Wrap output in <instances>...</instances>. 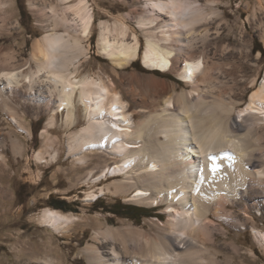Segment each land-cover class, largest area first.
I'll use <instances>...</instances> for the list:
<instances>
[{"label":"bare ground","instance_id":"obj_1","mask_svg":"<svg viewBox=\"0 0 264 264\" xmlns=\"http://www.w3.org/2000/svg\"><path fill=\"white\" fill-rule=\"evenodd\" d=\"M52 2L53 28L35 37L29 58L17 63L14 51L0 46V112L17 124L19 86L27 94L36 78L49 82L47 96H55L56 105L46 124L53 125L59 111L65 127L85 120L67 134L68 154L76 161L91 164L96 158L85 177L97 178L112 167V174L121 175L101 191L128 195L136 189L129 200L164 204L139 225L125 219L98 225L81 248L88 264H231L240 247L226 242L223 262L216 241L227 235L226 227L250 222L264 247V229L251 215L259 197L264 205V77L244 100L255 82L241 80L248 56L224 51L218 30L210 32L217 38L208 35L217 0H144L143 7H132L129 15L145 35L144 72L128 69L141 48L132 20L119 14L102 21L97 48L110 60L114 76L79 70L93 25L88 1ZM9 5L10 0H0L2 21ZM131 105L138 109L130 110ZM47 130L41 131L45 145ZM7 134L11 151L21 156L27 148ZM36 157L44 158L42 149ZM95 195L92 191L87 199ZM76 219L49 208L40 216L44 226L63 234ZM41 261L54 264L51 258Z\"/></svg>","mask_w":264,"mask_h":264},{"label":"rangeland","instance_id":"obj_2","mask_svg":"<svg viewBox=\"0 0 264 264\" xmlns=\"http://www.w3.org/2000/svg\"><path fill=\"white\" fill-rule=\"evenodd\" d=\"M87 1L93 10L94 17L88 40L89 50L81 58L80 72L94 74L105 71L107 75L114 76L110 60L97 48V39L100 23L112 22L114 16L119 14L129 17L140 34L141 48L138 49V56L128 69L135 68L139 72H144L141 66L144 68L142 56L145 35L135 18L131 16L132 14L129 15L132 7H143L144 0ZM50 4L53 5L54 2L52 0H10V5L7 6L9 17L5 21H2L0 17V46L3 47V51L13 50L17 63H22L29 58L31 44L35 37L53 28L54 14L50 10ZM211 19L213 23L207 25L210 28L208 35L217 38L218 33L210 34V32L218 30L220 35L218 37L221 39V47L225 48L224 51L230 49L229 52L232 51L235 55L248 56L241 80L246 84H250L252 79L255 82L254 86L245 92L244 100H246L264 77V55H261L258 50H253L255 40L264 48V0H217L215 13L209 16V20ZM205 31H202V34ZM167 74L175 78L178 83H184L172 73ZM34 84L32 89L27 88L29 91L27 94L22 92L26 87L19 86L21 91L18 89L19 95H16L17 111L19 110L16 116L19 121L17 124L0 112V153L3 155V160H0V264H44L41 261L44 258H51L54 264H88L81 248L98 225L118 224L124 219L132 220L139 225L146 218L159 213L164 204L147 206L129 200L128 198L136 193V189L131 190L128 195L121 193L113 195L107 190L101 191L100 189L105 188L109 181L121 175L112 174V167L103 169V174L98 172L94 175L97 176L100 173L101 176H97L98 179L86 178V172L91 168L92 163L96 162V158L92 160V163L90 162L91 164L80 163L73 155L68 154L67 146V134L83 126L85 120L81 118L78 124L65 127L63 114L59 111L60 113H55L57 118L55 123L47 125L52 108L56 105V98L47 96L46 87L48 86L46 85L49 82H40L36 78ZM121 90L124 101L129 102L125 90L122 87ZM129 107L130 110L138 109L134 105ZM43 128L45 131L48 129L47 143L49 145L43 144L45 140L41 134V131H44ZM7 133L17 137L27 148L21 156H16L11 151ZM39 149H42L44 156L41 160L36 157ZM55 152L57 155L53 157ZM92 191L95 192V196H99L96 202L92 200L95 196L87 199ZM49 196L65 199L69 202L67 203L69 210L49 206ZM259 199L260 205L252 208L251 215L255 217V225L264 229V205L261 197ZM48 208L63 215L78 217L80 220H74L69 232L65 234L63 231H55L44 226L40 220V216ZM135 212H144L146 215L133 218ZM226 232L227 235L222 233L215 244L217 247L221 245L220 260L225 262L227 258L228 250L223 249L222 246H225L226 242L234 241L240 247L241 254L236 255L231 264H264V247L256 240L251 222L235 228L226 227Z\"/></svg>","mask_w":264,"mask_h":264},{"label":"trees","instance_id":"obj_3","mask_svg":"<svg viewBox=\"0 0 264 264\" xmlns=\"http://www.w3.org/2000/svg\"><path fill=\"white\" fill-rule=\"evenodd\" d=\"M253 50L254 51L258 50L261 53V55H264V48L261 46V43L256 41V40L254 41ZM98 199H99V197L95 200V202ZM48 203H49V206H52L54 208L62 209L65 211L69 210V208L67 206L68 205L67 203H69V202H67L65 199L54 198L53 196H49L48 197ZM118 215H121V214L118 213ZM144 215H146V213H144V212L143 213L142 212H140V213L135 212L133 218H138L139 216L142 217Z\"/></svg>","mask_w":264,"mask_h":264},{"label":"snow or ice","instance_id":"obj_4","mask_svg":"<svg viewBox=\"0 0 264 264\" xmlns=\"http://www.w3.org/2000/svg\"><path fill=\"white\" fill-rule=\"evenodd\" d=\"M113 127H115V125H113ZM210 159H215V157H211ZM216 167H217V166H213V171L216 170Z\"/></svg>","mask_w":264,"mask_h":264}]
</instances>
